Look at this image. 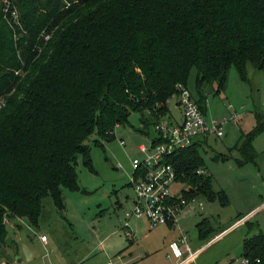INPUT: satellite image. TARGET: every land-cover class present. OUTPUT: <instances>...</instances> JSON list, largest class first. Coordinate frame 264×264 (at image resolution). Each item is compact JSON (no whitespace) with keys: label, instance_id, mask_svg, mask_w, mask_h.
<instances>
[{"label":"trees","instance_id":"trees-1","mask_svg":"<svg viewBox=\"0 0 264 264\" xmlns=\"http://www.w3.org/2000/svg\"><path fill=\"white\" fill-rule=\"evenodd\" d=\"M250 66L264 69V0H0V244L6 220L36 225L44 198L62 208L61 190L79 188L76 166L80 159L92 169V135L94 145L111 139L133 111L149 135L192 69L206 113L202 86L216 84L220 94L231 67L249 82ZM254 117L233 147L238 166L256 158L264 115ZM204 140L176 150L173 163L197 195L223 202L209 173H196L205 169ZM209 223L197 225L199 238ZM242 242L246 264H264V232Z\"/></svg>","mask_w":264,"mask_h":264},{"label":"rangeland","instance_id":"rangeland-1","mask_svg":"<svg viewBox=\"0 0 264 264\" xmlns=\"http://www.w3.org/2000/svg\"><path fill=\"white\" fill-rule=\"evenodd\" d=\"M247 75L250 81L244 82L234 67L229 68L220 94L215 92L216 84L202 86L207 95L206 118L223 121L224 132L220 138L208 136L199 147V155L211 176V188L223 193L225 199L221 202L219 197L198 194L203 206L181 215L179 226L184 229L191 250L206 245L195 262L189 264H240L245 235L256 234L259 229L264 232V130L253 138L254 162L238 166L235 159L241 156L233 149L255 127V110L264 113V74L250 66ZM194 76L192 69L187 87L197 97ZM175 102V96L168 101L170 117L179 118ZM234 112L243 113L236 121L238 125L229 120ZM140 116L139 112H131L127 124L113 127L111 139H99L102 145L93 144L96 135L87 140L92 169L79 159V188L61 190L62 208L48 195L41 202L36 225L25 217L6 220L8 233L0 244V264H108L119 253L132 257L134 264H178L174 258L166 257L168 244L179 234L177 228L152 226L133 217L128 221L133 229L132 241L125 236L124 207L134 195L129 184L132 161L142 158L139 146H149L150 138L156 135L153 125L149 126V135L141 132ZM221 155L229 159L223 161ZM243 215L253 227L248 229L243 224ZM203 218L211 227L204 240L198 237L197 226ZM225 231L215 239V233ZM40 235L46 236V244Z\"/></svg>","mask_w":264,"mask_h":264},{"label":"built area","instance_id":"built-area-1","mask_svg":"<svg viewBox=\"0 0 264 264\" xmlns=\"http://www.w3.org/2000/svg\"><path fill=\"white\" fill-rule=\"evenodd\" d=\"M176 87L178 93L175 95V106L179 110V118L160 116L153 125L159 139L154 142L150 138L149 146L140 145L139 153L142 158H133L129 184L134 195L124 207V231L129 240L133 238V229L128 224L133 217L145 219L152 226L166 224L177 228L179 236L168 244L169 255L178 264H189L195 262L198 253L206 245L191 250L184 229L179 226L178 221L183 213H193L203 205L197 198L196 187L180 179L172 155L176 150L192 145L196 139H206L208 136L220 138L224 131L223 121L206 118V113L186 86L178 83ZM206 102L207 98L205 104ZM2 106L3 102L0 100V109ZM239 115L240 113L234 112L229 120L236 123ZM196 173L208 174L203 168L197 169ZM39 239L47 243L45 235H40ZM246 263L247 259L243 258L240 264ZM108 264L115 263L109 259ZM119 264L127 263L121 260Z\"/></svg>","mask_w":264,"mask_h":264},{"label":"crops","instance_id":"crops-1","mask_svg":"<svg viewBox=\"0 0 264 264\" xmlns=\"http://www.w3.org/2000/svg\"><path fill=\"white\" fill-rule=\"evenodd\" d=\"M262 72H263V74H264V69L262 70ZM262 84H264V80H263V82H262ZM206 109V108H205ZM207 111V110H206ZM255 111H257V110H255ZM257 112H259V111H257ZM239 113H241V112H239ZM262 115H264V113L263 112H260ZM242 114L243 113H241L239 116L241 117L242 116ZM209 119V118H208ZM238 119V118H237ZM234 124H236V125H238L237 123H234ZM187 214H189V213H187ZM247 214H249V213H247ZM242 218H244V223L243 224H245L246 223V219H247V215H243L242 216ZM241 218V219H242ZM145 220V219H144ZM145 222H148L147 220H145ZM150 224V223H149ZM163 225H166V224H163ZM237 225V224H236ZM239 225V224H238ZM246 225V224H245ZM167 227H169V228H172V229H176L175 227H171L170 225H166ZM233 227V226H232ZM230 228H228L227 230H229ZM226 230V231H227ZM226 231L225 232H223V233H219V234H216V235H214V236H217L218 235V237L219 236H221L222 234H224V233H226ZM221 234V235H220ZM178 236H179V234L177 235V239H178ZM214 236H213V238H214ZM37 239V237H34V240H36ZM212 239V238H211ZM217 239V238H216ZM6 240V239H5ZM129 240V239H128ZM176 240V239H175ZM130 241H132V239H130ZM211 241H213V240H211ZM210 241V243H212ZM197 249V248H196ZM168 254H166V257L170 260V255H169V247H168ZM118 256H119V258H118ZM120 258H121V260H122V262H124V263H127V264H134V262L132 261V257L131 258H129L128 256H125V255H123L122 253H119V254H117V257H116V259L115 260H113V262L115 263V264H119L120 263ZM111 259V258H110Z\"/></svg>","mask_w":264,"mask_h":264}]
</instances>
